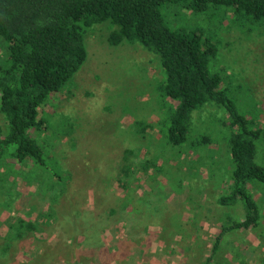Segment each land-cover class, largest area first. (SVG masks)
Instances as JSON below:
<instances>
[{
    "label": "rangeland",
    "instance_id": "obj_1",
    "mask_svg": "<svg viewBox=\"0 0 264 264\" xmlns=\"http://www.w3.org/2000/svg\"><path fill=\"white\" fill-rule=\"evenodd\" d=\"M165 15L173 29L187 32L204 21L215 32L220 21L191 15L180 7ZM112 29L109 23H102L89 30L85 63L69 86L55 95L54 106L42 108L52 124L65 126L62 134L54 135L52 128L42 130L40 138L42 143L48 141V156L60 165L62 177L64 171L69 173V179L64 192L51 201L53 192L45 186L38 188L37 178L29 177L28 182L15 176L13 194L17 199L11 210L2 211L0 222L19 217L35 221L36 229L31 237L13 242L0 254V264H204L226 218L224 213L236 220L244 217L241 207L225 208L216 203L227 190L231 173L227 131L219 126L228 113L212 107L197 112L195 129L209 133L212 143L197 151L184 149L187 151L177 156L169 149L161 150L157 126L148 129L144 138L134 136L136 119L145 117L146 123L157 124L159 112L143 102L153 94V84L162 74L155 57L139 45L111 46L108 36ZM218 38L219 70L226 76L228 96L247 119L264 128V34L243 33L223 21ZM143 90L145 95L140 94ZM4 133L0 116V138ZM126 149L141 159L156 154L161 167L156 175L151 169L145 173L139 170L127 194L118 185L119 170L138 162L131 154L124 161ZM257 155L264 163V143ZM50 164L48 168L53 169ZM12 167L15 171L20 168L17 164ZM253 195L261 199L256 190ZM128 196L133 201L122 212ZM49 208L53 211L50 217L46 215ZM111 209L116 215L110 214ZM42 212L44 218H38ZM1 223L0 252L6 236ZM229 241L220 251L221 264H231V244L246 264L264 258V248L256 251L252 231L232 233ZM98 256L104 257L102 263Z\"/></svg>",
    "mask_w": 264,
    "mask_h": 264
},
{
    "label": "trees",
    "instance_id": "obj_2",
    "mask_svg": "<svg viewBox=\"0 0 264 264\" xmlns=\"http://www.w3.org/2000/svg\"><path fill=\"white\" fill-rule=\"evenodd\" d=\"M177 7L215 22L219 18L216 31L212 32L207 21L190 32L173 29L165 14ZM223 21L243 33L264 34V0H0V116L5 123V133L0 138V216L3 210H11L17 199L13 194L17 175L28 182L29 177L37 178L38 188L45 186L53 192L51 201L64 192L69 173L64 171L66 175L61 176L60 165L48 156L50 144L47 140L42 143L40 134L51 128L54 135L62 134L65 126L52 124L51 116L42 113V108L54 106L55 95L69 86L85 63L89 30L109 23L113 27L108 36L111 46L139 45L155 57L162 74L153 84V94L143 102L159 112L157 124L146 123L145 117L136 119L134 136L144 138L148 129L157 126L161 135L157 144L177 156L187 151L184 149L197 151L212 143L209 133H197L195 129L197 112L212 107L228 113L226 118L222 116L219 126L227 131L225 144L231 173L227 176L229 186L216 203L225 208L239 206L244 217L236 220L224 213L226 218L221 221L204 264H221L223 246L231 243L230 236L236 232L255 233L256 249L262 250L264 163L257 153L264 143V128L254 119H247L225 89L226 76L219 70L218 59V31ZM145 91L140 94L145 95ZM127 154L133 155L138 164H126L119 170L117 182L125 194L130 192L129 185L135 183L134 175L139 170L145 173L151 169L156 175L161 168L158 158H154L156 154L141 159L126 149L124 161ZM160 158L165 161L161 155ZM50 161L53 169L48 168ZM15 164L20 166L17 171L12 167ZM255 190L261 199H255ZM132 201L126 197L121 211L125 212ZM52 214L49 208L46 215ZM110 214L116 215V210L111 209ZM38 218H44L43 212ZM1 224L6 227L0 252L3 255L13 242L28 239L36 229L35 221L19 217ZM231 245V264H246L245 259L240 260L238 248ZM102 253L110 255V259L114 255ZM103 258L96 257L100 262Z\"/></svg>",
    "mask_w": 264,
    "mask_h": 264
},
{
    "label": "crops",
    "instance_id": "obj_3",
    "mask_svg": "<svg viewBox=\"0 0 264 264\" xmlns=\"http://www.w3.org/2000/svg\"><path fill=\"white\" fill-rule=\"evenodd\" d=\"M256 248H257V246H256ZM256 251H259V250L256 249ZM256 264H264V258L263 257L262 258H256Z\"/></svg>",
    "mask_w": 264,
    "mask_h": 264
}]
</instances>
